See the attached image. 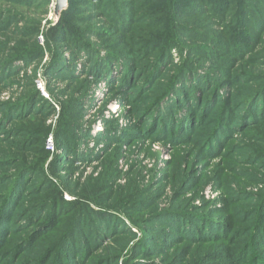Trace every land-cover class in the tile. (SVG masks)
I'll return each mask as SVG.
<instances>
[{"label":"rangeland","instance_id":"obj_1","mask_svg":"<svg viewBox=\"0 0 264 264\" xmlns=\"http://www.w3.org/2000/svg\"><path fill=\"white\" fill-rule=\"evenodd\" d=\"M55 6L0 0V205L26 173L4 216L0 264H36L68 227H87L78 235L92 244L70 264H264V0H72L59 20ZM166 8L174 16L162 14ZM169 21L177 43L171 68L192 57L207 72L204 83L213 80L227 98L195 110L180 138L145 130L139 117L157 94L143 69L166 45ZM109 53L132 69L125 90L117 65L98 77L95 59ZM72 107L80 119L69 133ZM219 116L223 132L210 138ZM211 139L218 144L210 150ZM45 183L55 190L44 196ZM56 194L69 208L56 206L52 233L34 242ZM114 217L122 236L108 230ZM217 224L226 236L236 232L227 251L197 236ZM182 226L191 237L175 231ZM142 240L153 248L148 255L138 252Z\"/></svg>","mask_w":264,"mask_h":264},{"label":"trees","instance_id":"obj_2","mask_svg":"<svg viewBox=\"0 0 264 264\" xmlns=\"http://www.w3.org/2000/svg\"><path fill=\"white\" fill-rule=\"evenodd\" d=\"M70 2L72 0H69ZM162 14L165 13H170L171 16H174L172 14V10L170 8L163 9L161 12ZM170 22V27L167 28V30L161 35V40L162 42H167L166 45L162 48L157 50H153L151 46L152 43L148 44L149 46L145 47V53L149 52V56L157 52V56L154 61L148 63L146 67L143 69V74L145 71L148 73L147 79H146V87H150L149 92H157L156 95H151L150 103L149 105L145 106L141 112H139V117H142L143 126L145 130L147 128H150V130H154V134H160V136H165V134H168V136L171 135V137H178L180 138L181 135L187 134L184 131V128H187L186 126L188 123L195 119L194 111L195 110H201V109H207L211 103H213L215 100L222 98V93L221 89H218L217 85H214V81L210 80L206 84L204 83L207 80V72L205 69H201L202 67L197 65L195 61L192 59H187L186 61H183L182 65L178 67H173L172 66V51L177 47L176 39H174L173 35V28H174V23L172 21ZM65 25V24H63ZM61 25V27L63 26ZM242 26V25H241ZM67 27L63 29V33L66 32ZM155 43L158 44L159 41L158 39L155 40ZM20 48H23L22 43L19 42L17 43ZM26 46V45H24ZM151 46V47H150ZM232 48V47H231ZM181 51V50H180ZM210 53V52H209ZM208 53V54H209ZM156 54V53H155ZM103 58L99 59L96 58L95 60L99 61L96 64L97 70H98V77H109L111 72L114 71V67L117 65V67L122 71L123 75H117V77L120 79L121 83H119L124 90L127 88V85L129 86V79L134 76L132 69H129V64L127 61H125L124 58H121V56H113L111 53L108 55L109 60H102ZM113 59H116L114 61H111ZM93 59H88V62L91 63ZM138 70V69H137ZM136 70V71H137ZM139 73V72H137ZM125 75V76H124ZM119 81V82H120ZM129 81V82H128ZM204 83V84H203ZM212 91V95H211ZM264 92V90L259 91L260 97H263L264 95H261ZM202 93V94H201ZM201 94V96H200ZM198 95V96H197ZM206 99H204V97ZM255 96V95H254ZM252 96V97H254ZM224 99V97H223ZM227 98L221 102H224ZM252 98L249 99L248 103L251 101ZM253 107V102L248 106L246 104V114L249 111L250 108ZM80 119V114L75 111V109L72 107L69 109L68 113L65 114V120L66 123L68 122V131L69 133L75 129V126H78V121ZM190 122V123H191ZM214 126L213 131L210 133V138L211 136L216 132L220 131L223 132L221 129L223 127L222 122H221V117L219 116L216 121L213 122ZM29 128H32L29 127ZM64 135H61L63 137ZM209 138V139H210ZM218 141H212V139L209 141V148L211 150L212 147L217 146ZM211 152V151H210ZM21 172L17 176V183L14 187H11L12 191L10 190V193H8L5 198L2 200V204L0 205V232L5 229V223H7L6 219L4 216H8L7 208L11 206L13 203L12 199L17 191V189L24 183L23 181L25 180L26 173ZM22 180V181H21ZM14 188V189H13ZM42 193L45 195H50L51 192H54L55 188L52 186H49L48 183H45ZM41 193V194H42ZM110 202V201H109ZM55 206L51 205L50 201H47V204L45 205V212L46 216L44 217L43 222H39L37 224L36 229L37 232L35 233V239L34 242L39 238L40 236H43V234H46L45 231H47V234L49 235L52 233V231L48 230L52 225L54 224L55 221L58 220V209H55L57 206H61L63 209H68L69 204L68 203H63L57 197L56 194V200H55ZM104 204H108L105 202ZM58 211V212H57ZM58 214H57V213ZM60 212H65V210L60 211ZM1 215H3L1 217ZM72 217V215H62L61 221L66 222L68 219ZM261 222L264 221V199H263V210L261 212ZM4 218V219H3ZM97 218V217H96ZM114 220L112 221L113 224L112 226H108V230H111L114 232L115 236H122L124 234L123 232L126 231L124 230L122 232V226L119 222V218H113ZM103 220V219H101ZM95 221V220H94ZM102 222V221H101ZM120 224L117 226V224ZM82 224V222H81ZM63 225V223H62ZM90 226L92 227V230L95 228H98L99 231L96 229L95 233L92 234V236L95 237V242L98 241V239L101 237L100 233L102 232V228L100 227V223L98 219L94 222L90 223ZM117 227V228H115ZM78 228V229H77ZM115 228V229H114ZM186 228V226H182L181 229H175V231L179 234H184L186 237H191V235L183 231V229ZM215 232L207 234L208 232L204 231V235H197L199 238H209V240L216 241L217 243H224L223 245H220V248L222 249H228L226 247V244L229 242L228 240L233 239L235 236L236 232H232V237L230 234L226 236L225 230H221V225L217 224L215 227ZM213 228V229H214ZM127 229V228H126ZM259 229H261V224L258 225V227L255 228L254 236L256 234V239H255V245L258 247L259 240L258 238L260 237L261 233H259ZM56 230V229H55ZM82 230V231H81ZM235 230V229H234ZM233 230V231H234ZM85 232L87 233V227H74L70 228L68 227L63 234L60 236L61 238L57 243L53 245V248H49L46 252L41 254L38 257L37 263L36 264H60V259L63 257V263L62 264H70L72 259L68 260L69 258H74L75 256H79L82 254V259L87 256L89 250L91 249V242L88 241V243L79 237L78 234L80 232ZM111 231H109L111 233ZM98 232V233H97ZM184 232V233H183ZM43 233V234H42ZM231 233V232H230ZM128 236V234H125ZM218 238V239H216ZM146 239L148 237L146 236ZM77 240V243L76 241ZM79 240V241H78ZM147 242L145 240H142L139 245V250L138 252L140 255H148L150 252L153 251V248L150 246L146 245ZM224 246V247H223ZM251 247H246L242 250L239 251L240 254H238V260H241V262H245L247 259V256L249 253V250ZM237 248H234L232 250V255L237 254ZM247 250V251H246ZM226 251H217L219 253L218 256L224 255ZM136 254V253H135ZM243 260H242V259ZM65 259V260H64ZM53 260V261H52ZM74 260V259H73ZM74 263V262H73ZM83 263V260H82ZM76 264V263H74ZM89 264V263H88Z\"/></svg>","mask_w":264,"mask_h":264},{"label":"water","instance_id":"obj_3","mask_svg":"<svg viewBox=\"0 0 264 264\" xmlns=\"http://www.w3.org/2000/svg\"><path fill=\"white\" fill-rule=\"evenodd\" d=\"M69 7V0H56L55 6V15L57 20L60 19V16L63 12H65Z\"/></svg>","mask_w":264,"mask_h":264}]
</instances>
